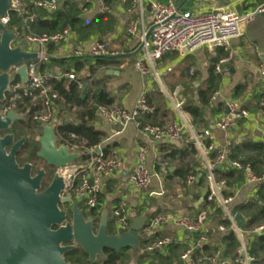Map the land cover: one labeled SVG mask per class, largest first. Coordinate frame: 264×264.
<instances>
[{
    "label": "crops",
    "instance_id": "obj_1",
    "mask_svg": "<svg viewBox=\"0 0 264 264\" xmlns=\"http://www.w3.org/2000/svg\"><path fill=\"white\" fill-rule=\"evenodd\" d=\"M78 1L83 5L82 15L87 23L94 20L99 14L105 15V18L100 24L101 31L95 32L85 39H81L78 33L73 31L71 45L85 47L96 41L106 43L108 48L116 53L115 56H117L119 63L107 70L101 69L96 74V78L101 80L102 88H106L111 93L117 106L127 110H134L138 99L145 96L148 103L154 107V112L156 111L152 118H148V115L143 114L139 119V125L134 122L126 125L112 123L97 112L92 126L104 135L102 149L108 146L109 151L112 153L111 157L119 159L122 164L121 169L115 176L103 181V201L101 206H110L112 211L126 197L132 219L136 216L148 214L150 220L159 213L194 216L204 202L205 197L203 194L206 193L207 195L210 191L209 180L204 185H200L196 179L191 184L186 182L185 186H182L180 181L166 180L167 171L163 166L167 164L166 167H168L169 160H162L163 152L161 150L162 143L165 142L184 147L188 142L187 137L184 135L190 133L191 138H193L192 132L185 130L180 139L176 141L153 140L142 130L141 126L152 124L166 127L175 122H182V117L175 106L177 100H183L182 110L187 114L189 122H191L190 113L183 107L184 103L188 98L198 100V88L205 87L212 77L216 86L213 95L215 93L218 95L214 100L212 98L213 95L211 96L209 109L207 110L208 129L223 114L229 111V104H234L240 110H246L249 113L248 116L238 118L236 124L228 130H212L210 141L214 143L216 149L219 150L228 146L231 149L233 145L246 142L264 143V107L261 105L264 92V76L259 72L260 65L264 63V14L257 15L245 25L243 35L231 42L229 51L201 48L195 53L185 56L176 52L165 54L161 60L155 63V69L159 74V77H156L153 74L143 75L135 67L137 60L144 53L142 49L138 51L142 41L141 32L144 29H148L152 23L151 2L154 0ZM159 1L167 2L169 0ZM174 1L183 11L197 13L230 9L244 13L264 2V0ZM103 6L107 7L105 12L102 11ZM133 21H138L139 24L140 32L137 35L128 33V27ZM48 53L50 60L44 64L46 67L41 69L42 71H49L54 74L66 72L76 74L73 70L74 61L68 60L77 58L71 56V46L52 45L48 47ZM224 53L231 55L230 61L227 63V67L230 70L228 75L216 71V65ZM68 68L70 70H67ZM89 68L90 65L87 64L85 69L78 73L81 78L88 76ZM108 70H114V73L107 74ZM115 71L119 73L116 74ZM190 76L193 78L191 79ZM86 85L85 81L84 86L86 87ZM187 95L188 97H186ZM142 145L148 147L147 168L152 174V182L146 190H137L130 186L128 177L137 163L138 150ZM197 150V158H199L201 164L204 160L203 152L198 148ZM203 151L206 154L205 149ZM207 156L209 158V153ZM85 160L80 161V163H84ZM169 170H175V166H171ZM263 171L264 166L258 168V172L262 177ZM255 174L259 176L257 173ZM258 185L257 182H248L244 174L241 180H238L231 188L235 195L228 204L227 209L221 204L219 199H216L223 206V215L230 219L231 226L221 224L215 215V208H212V214L207 219V225L211 230L209 242H212L214 246L220 249L223 247L222 237L230 228H233L237 234L235 225L230 217L235 218V215L238 214L234 211L237 205L256 196ZM111 218L114 219L112 215ZM110 227L113 233L117 232L114 220L111 221ZM155 232V240L168 238L171 241L170 243L180 244L183 248L181 255L196 240L193 232L185 231L175 224L163 226ZM256 234H258L256 229L253 231L242 230L246 246L248 241ZM147 248L148 246L144 247L143 251L149 252ZM165 249L166 247L162 250H157V252H164ZM181 255L182 264H192L191 262L183 261ZM193 259L196 261L195 264H206L199 261V257H193ZM225 263L235 264L229 260H225ZM257 264H264V251L260 253V259Z\"/></svg>",
    "mask_w": 264,
    "mask_h": 264
},
{
    "label": "built area",
    "instance_id": "obj_2",
    "mask_svg": "<svg viewBox=\"0 0 264 264\" xmlns=\"http://www.w3.org/2000/svg\"><path fill=\"white\" fill-rule=\"evenodd\" d=\"M128 1V0H124ZM37 8L55 12L59 8L58 0H30ZM153 20L148 29L141 32L140 46L143 45L144 51L142 57L137 60L135 67L143 75L153 74L159 77L155 69V63L163 58L167 53H179L182 56L195 53L201 48L210 50L224 49L229 51L231 42L243 35L244 27L251 22L257 15L264 14V2L258 4L254 8L244 13H240L235 9L230 10H214L209 12H193L183 11L174 0L162 2L154 0L151 2ZM107 10L106 6L102 7V11ZM13 15L18 19L13 23ZM36 13H29L26 0H13L12 9L7 10L5 15L0 17V23L7 26L9 30L14 32L17 40L13 43V47L20 46L21 40L27 42L22 48L27 52H36L37 59L26 63L29 80L23 87L20 77L15 73V77L11 83V93L9 103L0 109L5 115L22 98H28L33 106H42L41 111L34 113L33 119L39 122L42 127L44 125L56 124V105L55 100L58 98L56 93H51L49 83L52 80L68 78L77 80V76L73 72L54 74L49 71H42L41 65L46 64L50 60L48 47L52 45H69L71 46V56L77 58L84 57H102L115 56L106 43L96 41L85 47L71 45L73 38V30L70 26L65 27L61 31L54 33H37L33 29V24L37 21ZM11 26V28H10ZM150 31L148 40L146 35ZM140 32L138 21H133L128 27L130 35H137ZM231 55L220 58L216 65V71L228 75L230 73L227 63L230 61ZM259 72L264 76V63L260 65ZM82 84L81 81H79ZM217 93L213 95V100L217 97ZM183 100L175 102L176 109L182 117V122H175L169 126L162 127L152 124H145L142 130L153 140L176 141L180 139L185 130H190L196 142V146L203 152L204 160L201 168L207 171V177L210 183V191L207 194V201L211 202L219 199L221 204L227 209L228 204L233 197L223 199L221 189L225 185V180L217 181L213 174V168L216 165L226 163L230 147L216 149L213 142L207 146L203 144V139L211 138L213 129L228 130L236 124V120L242 116H248L246 110H240L234 104H229V111L223 114L211 128L204 130V134L200 137L196 135L191 126L188 116L182 110ZM264 107V92L261 101ZM98 113L106 118L109 122L126 125L134 122L140 124L139 119L145 113L154 112V107L148 103L145 96L138 99L134 110H127L123 107L114 105L112 107L99 106ZM15 110V109H14ZM75 138V136L73 135ZM82 141V145H85ZM206 154L204 153V150ZM78 147H71V151H77ZM217 151L216 157L211 161L207 154L211 151ZM88 158L84 163L78 162L81 168L69 178L68 189L66 194H71L74 200L82 199V203L87 210L96 208L100 204V198L103 190V181L111 178L121 169V161L115 157H106L104 155L102 144L95 147L87 148ZM148 147L140 146L137 155V163L128 177L130 186L137 190H146L152 182V174L147 168ZM264 162V158H263ZM165 164L163 168H166ZM232 166L242 170L246 175L248 182H259L263 177L255 174L250 165H243L239 161H233ZM196 177L189 176L187 183L191 184ZM114 222L117 226V232H126L132 224L129 203L125 197L121 204L111 211ZM208 212L206 209L199 210L194 216H180L171 213H159L153 216L147 223L146 232L152 233L157 229L175 224L181 229L188 232H197L198 237L194 243L181 255L183 261L195 264L193 254L196 248L206 244L209 240L210 227L207 225ZM235 225L237 234L240 238L241 246L237 250L236 262L238 264H250L253 257L248 254L247 246L242 236V230L236 223L234 217H230ZM223 229V228H222ZM264 230V225L256 228V232ZM171 241L168 238L154 240L147 248V251L162 250ZM198 261V260H197ZM199 261L206 264H226L221 258L219 252L212 256L199 258Z\"/></svg>",
    "mask_w": 264,
    "mask_h": 264
},
{
    "label": "trees",
    "instance_id": "obj_3",
    "mask_svg": "<svg viewBox=\"0 0 264 264\" xmlns=\"http://www.w3.org/2000/svg\"><path fill=\"white\" fill-rule=\"evenodd\" d=\"M26 5L29 13L38 14V19L33 24V29L40 34L54 33L70 26L74 32L78 33L81 39H85L93 33L101 31L100 24L105 18V15L99 14L94 20L87 23L82 15L83 5H81L78 0H63L62 4L59 3L58 10L51 13L37 8L30 2V0H26ZM16 21H18V19L13 15V23ZM222 55L223 57L227 56L226 53ZM116 57L117 56H102L68 59L74 61L73 70L76 72L77 80H71L68 78L57 79L52 80L48 85L51 93H56L58 96L55 100L57 111L56 137L58 143L67 145L70 150L71 147L77 146V151L82 153L80 161L88 158V154L86 153L87 148L102 144L104 135L95 130L92 123L97 116V108L99 106L112 107L115 105L116 101L106 88H102L101 80L96 78V74L101 69L107 70L110 67L117 65L119 62ZM87 64L90 65L88 70L89 74L86 78H81L78 73L83 71ZM45 67L44 64L41 65V69H44ZM67 70H70V68ZM190 78L192 79L193 77L190 76ZM79 81H81L82 84H80ZM85 81L87 83L86 87L84 86ZM215 89L216 86L214 84V79L211 77L205 87L198 88V100L188 98L184 103V109L189 112L191 116L190 123L194 128L196 135L199 137L204 134V130L209 127L207 110L209 109L211 96ZM9 98L10 95L5 102L0 103V109L9 103ZM14 109L18 114L25 116L24 120L16 121L9 131L15 136V138L16 135L13 133L15 128H24L31 132H38L39 135L41 134L42 125L35 121L33 116L36 111H41L43 109L42 106L35 107L28 98H22L14 106ZM155 112L151 114L145 113V115H148V118H152ZM184 136H186L188 140L184 147H178L176 144L169 142L162 143V160H169L168 167H166V180L180 181V184L185 186L189 176L193 175L199 181L200 185H204L208 181L207 171L201 168L199 158H197L198 150L196 142L194 138H191L190 133H186ZM82 141L86 142L85 145H82ZM202 141L206 146L211 142L210 138H205ZM35 143L38 144L37 141L34 142V145ZM26 147L29 148L30 144H26L19 151L17 161ZM35 150L36 148H34V151ZM103 152L106 157H111L112 155L108 146L103 149ZM30 154L31 157L35 156L34 158L36 160L40 159L33 150ZM216 155V150L211 151L209 153V159L212 161ZM263 158L264 143L262 142H246L239 145H233L231 152L227 157L228 161L221 165H216L213 168L215 179L217 181L225 180V185L221 189L222 198L226 199L234 197L235 194L231 188L238 180H241L244 175L242 170L232 166L233 161H239L243 165H250L253 171L260 176L258 168L264 166ZM43 163L46 164V162ZM171 166H175V170H169ZM46 168L48 175L44 181L43 189L48 187L53 176V174H50L49 169L54 173V169L48 167L47 164ZM260 177L262 178V176ZM257 183L259 185L256 196L242 202L234 209L235 212L244 215L246 219V231H253L259 226L264 225V178ZM206 197L207 195L205 196L204 202L199 210L206 209L208 212V219L212 214V208H215L214 212L217 219H219V222L226 226H231L230 219L223 215V206L216 201V199L208 202ZM102 198L101 194L100 205H102ZM64 207L70 208L69 205H64ZM80 208L85 214L91 213L97 221H99V210L96 208L87 210L83 203H80ZM112 220L114 219L110 218L109 227ZM109 232L113 233L110 229ZM193 233L197 239L198 233ZM257 233L258 234L247 243L248 254L253 257L252 264L258 263L260 253L264 251V230ZM142 234L145 235V238L140 242V252L137 256H134L130 249L121 251L106 250L104 257H99L97 262H92L84 250L77 247L66 254L65 258L73 264H99V261L101 262L100 264H129V260H136L138 264H182L180 255L183 252V248L180 244L172 242L165 246L166 249L164 252H144V247L146 248L155 240L156 232L148 233L144 229ZM210 234L211 233L208 235L209 238L211 236ZM222 246L223 247L220 249L208 240L206 244L196 248L193 257H209L217 252L220 254L223 252L222 260H229L238 264L236 262L237 250L241 246V242L233 228H230V230L222 237Z\"/></svg>",
    "mask_w": 264,
    "mask_h": 264
},
{
    "label": "water",
    "instance_id": "obj_4",
    "mask_svg": "<svg viewBox=\"0 0 264 264\" xmlns=\"http://www.w3.org/2000/svg\"><path fill=\"white\" fill-rule=\"evenodd\" d=\"M12 4L13 0H0V17L12 9ZM149 35L150 31L146 40ZM16 40V34L0 23V103L5 102L10 90V72L16 70L24 87L29 80L26 63L37 59L36 52L22 48L27 45L25 40L13 47ZM112 73L114 70L107 71ZM24 119L14 109L5 115L0 112V264H73L65 255L77 247L92 262L104 257L106 250L130 249L137 256L149 215L134 217L126 232L110 233V206L96 207L100 211L99 221L91 213L85 214L80 208L83 200L75 201L71 194H66L69 178L81 168L77 163L82 153L58 143L56 124L44 125L37 137L40 145L37 156L54 169L50 184L43 189L47 170L42 168L34 173L32 163L20 165L17 161L29 137L15 140L8 133L16 121ZM63 205L70 208L63 209ZM235 219L244 230V216L238 213Z\"/></svg>",
    "mask_w": 264,
    "mask_h": 264
},
{
    "label": "rangeland",
    "instance_id": "obj_5",
    "mask_svg": "<svg viewBox=\"0 0 264 264\" xmlns=\"http://www.w3.org/2000/svg\"><path fill=\"white\" fill-rule=\"evenodd\" d=\"M60 1V4H62V1L63 0H59ZM81 76V75H79ZM186 95V93H185ZM188 97V95L186 96ZM70 117V116H69ZM15 135H16V138L18 139H21L20 137H26V136H31V140L29 142L30 144V147L29 148H25L23 151H22V155L20 156V158L18 159V162L20 163V165H25L26 163H32L35 167V173L38 169H42V168H46V164L44 163H40L38 160H36L34 157H31V154L32 153V150L33 152H38L39 151V148H40V145L36 144L34 145V142L37 141V137L39 136L38 132H31L29 131L28 129H24V128H15L14 132H13ZM38 142V141H37ZM34 148H36V150L34 151ZM49 172L50 174L52 175L53 174V171L49 169ZM110 230H112V228L109 227ZM129 264H138L136 260H129ZM101 262L99 261V264Z\"/></svg>",
    "mask_w": 264,
    "mask_h": 264
},
{
    "label": "flooded vegetation",
    "instance_id": "obj_6",
    "mask_svg": "<svg viewBox=\"0 0 264 264\" xmlns=\"http://www.w3.org/2000/svg\"><path fill=\"white\" fill-rule=\"evenodd\" d=\"M14 77H15L14 70H12V71L10 72L11 83H12ZM10 93H11V85H10V90H9V92H7V94H6V100H7L8 96L10 95ZM6 100H5V101H6ZM9 131H10V130H9ZM9 131H8V133H10ZM4 134H5V133H2V135H4ZM26 137H29V138H28V141H27V143H26V144H28L29 141L31 140V136H26ZM20 138H21V137H20ZM15 140H19V139H16V138H15ZM26 144H25V145H26ZM25 145H24V146H25ZM36 155H37V152H36ZM38 158H39V157H38ZM38 161H39L41 164H42L43 162H45V161H44L43 159H41V158L38 159ZM38 170H39V169H38ZM34 171H35V167H34ZM34 173H35V172H34ZM62 208H63V209H67L66 207H64V205L62 206Z\"/></svg>",
    "mask_w": 264,
    "mask_h": 264
}]
</instances>
